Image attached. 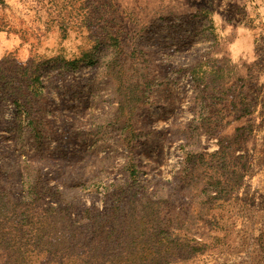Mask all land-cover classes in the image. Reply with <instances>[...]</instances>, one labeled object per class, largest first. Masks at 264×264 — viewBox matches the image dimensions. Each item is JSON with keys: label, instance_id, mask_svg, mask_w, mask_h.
<instances>
[{"label": "rangeland", "instance_id": "obj_1", "mask_svg": "<svg viewBox=\"0 0 264 264\" xmlns=\"http://www.w3.org/2000/svg\"><path fill=\"white\" fill-rule=\"evenodd\" d=\"M0 264H264V0H0Z\"/></svg>", "mask_w": 264, "mask_h": 264}]
</instances>
